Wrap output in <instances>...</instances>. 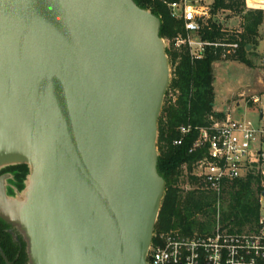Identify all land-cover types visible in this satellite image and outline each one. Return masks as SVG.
Returning a JSON list of instances; mask_svg holds the SVG:
<instances>
[{
  "label": "water",
  "instance_id": "obj_1",
  "mask_svg": "<svg viewBox=\"0 0 264 264\" xmlns=\"http://www.w3.org/2000/svg\"><path fill=\"white\" fill-rule=\"evenodd\" d=\"M170 84L161 19L135 0H0V169L29 170L15 196L0 178V217L29 264H149Z\"/></svg>",
  "mask_w": 264,
  "mask_h": 264
},
{
  "label": "trees",
  "instance_id": "obj_2",
  "mask_svg": "<svg viewBox=\"0 0 264 264\" xmlns=\"http://www.w3.org/2000/svg\"><path fill=\"white\" fill-rule=\"evenodd\" d=\"M173 1L176 0H135L140 7L150 9L161 19V35L171 41L179 34H185L184 22L171 15L168 3ZM212 6L213 17L203 23L202 39L239 42L237 55L229 57L238 56L248 63L247 55L252 51H247V45L254 49L261 40L264 10L248 9L246 0H213ZM220 11H230L241 18L239 33H229L215 19ZM221 50L209 47L203 59L193 61L188 46L176 48L173 44L167 49L173 78L159 119L158 136V170L166 180V191L155 233L179 230L184 234H206L214 230L218 197L192 174V163L207 151H190L198 137L195 130L184 137L181 145H176L175 141L182 136V125L205 126L211 123V116L225 117V112L215 110L214 66L223 59ZM171 90L176 93L175 100L169 98ZM262 166V161L255 162L244 176L225 183L221 195V221L228 232L242 234L258 230L260 199L264 195Z\"/></svg>",
  "mask_w": 264,
  "mask_h": 264
},
{
  "label": "built area",
  "instance_id": "obj_3",
  "mask_svg": "<svg viewBox=\"0 0 264 264\" xmlns=\"http://www.w3.org/2000/svg\"><path fill=\"white\" fill-rule=\"evenodd\" d=\"M213 0H176L168 3L171 15L184 22L185 34L176 36L174 46H188L193 61L203 59L209 47L222 48L221 57L235 56L239 42H210L202 39L203 23L213 17ZM262 97L250 96L248 104H259ZM258 123L234 118L227 112L218 119L211 116L205 126L182 125L181 145L186 135L198 132L191 152L205 149L207 153L192 163V174L204 188L218 197L214 230L202 234H184L179 230L154 234L149 251V264H262L264 262V195L261 196V215L258 230L253 233H231L223 228L221 221V195L225 183L244 176L253 163L260 161L264 183V107L260 109Z\"/></svg>",
  "mask_w": 264,
  "mask_h": 264
},
{
  "label": "rangeland",
  "instance_id": "obj_4",
  "mask_svg": "<svg viewBox=\"0 0 264 264\" xmlns=\"http://www.w3.org/2000/svg\"><path fill=\"white\" fill-rule=\"evenodd\" d=\"M248 9L264 10V3L257 5L246 0ZM223 27L229 33H239L241 31V18L230 11H220L215 15ZM261 40L247 55L248 63L242 62L237 57L223 58L217 62L215 68V110L230 112L234 118L245 117L258 123L260 119V109L264 107V24L260 28ZM167 41V49L171 48L174 41ZM171 62V61H170ZM173 78V66L171 64V81ZM170 89V87H169ZM168 89V90H169ZM258 94L262 97L259 104H248L250 96ZM169 98L175 100L176 93L171 90ZM166 100V97H165ZM164 100V102H165ZM240 103L238 106L237 103ZM264 208V203H262Z\"/></svg>",
  "mask_w": 264,
  "mask_h": 264
},
{
  "label": "flooded vegetation",
  "instance_id": "obj_5",
  "mask_svg": "<svg viewBox=\"0 0 264 264\" xmlns=\"http://www.w3.org/2000/svg\"><path fill=\"white\" fill-rule=\"evenodd\" d=\"M26 165H12L0 169V178L6 177V190L9 196H15L16 190H23L28 174ZM0 249L12 264H29L27 242L20 229L0 217ZM0 264H8L0 250Z\"/></svg>",
  "mask_w": 264,
  "mask_h": 264
},
{
  "label": "bare ground",
  "instance_id": "obj_6",
  "mask_svg": "<svg viewBox=\"0 0 264 264\" xmlns=\"http://www.w3.org/2000/svg\"><path fill=\"white\" fill-rule=\"evenodd\" d=\"M249 1H251L255 5H257L259 3H264V0H249Z\"/></svg>",
  "mask_w": 264,
  "mask_h": 264
},
{
  "label": "crops",
  "instance_id": "obj_7",
  "mask_svg": "<svg viewBox=\"0 0 264 264\" xmlns=\"http://www.w3.org/2000/svg\"><path fill=\"white\" fill-rule=\"evenodd\" d=\"M237 105L239 106V105H240V103L238 102V103H237Z\"/></svg>",
  "mask_w": 264,
  "mask_h": 264
}]
</instances>
